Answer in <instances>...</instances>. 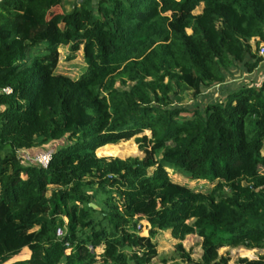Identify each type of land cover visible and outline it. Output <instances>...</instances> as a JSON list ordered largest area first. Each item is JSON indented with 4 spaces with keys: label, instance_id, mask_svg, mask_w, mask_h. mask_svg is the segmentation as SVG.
<instances>
[{
    "label": "trees",
    "instance_id": "obj_1",
    "mask_svg": "<svg viewBox=\"0 0 264 264\" xmlns=\"http://www.w3.org/2000/svg\"><path fill=\"white\" fill-rule=\"evenodd\" d=\"M262 44L264 0H0V264H149L158 243L179 264L264 250V77L177 103L230 67L252 73ZM61 48L80 53L77 78L59 72ZM132 137L143 157L96 155ZM26 151L49 153L47 168Z\"/></svg>",
    "mask_w": 264,
    "mask_h": 264
},
{
    "label": "rangeland",
    "instance_id": "obj_2",
    "mask_svg": "<svg viewBox=\"0 0 264 264\" xmlns=\"http://www.w3.org/2000/svg\"><path fill=\"white\" fill-rule=\"evenodd\" d=\"M71 1L72 0H70V2ZM64 9L65 10L70 9L68 3L64 4ZM61 10H62L61 7H55L53 9L55 13H60ZM252 44H254V42H252ZM60 52L62 57L60 59V64L58 67L59 72L67 74L72 78H77L82 72L84 66L83 65L84 63L80 58V53H76L74 59L67 61L65 60L66 48H61ZM227 74H226L227 81L224 83V85L222 86L216 85L215 87L212 86L209 89L208 88L205 89L202 95H200L197 100L195 99L193 100V98L190 96L188 97L183 96L182 97L183 99L180 102L178 101L177 103L188 104L189 108L192 109V104L195 101L203 102L205 100H212L213 98L217 97L220 94V90L222 89V87H226L228 85L240 84V83L253 84L260 81L264 77V58H263V62L261 63V66L255 69L252 73H245L244 71L240 70L238 67L237 68L230 67L229 72ZM188 93L190 94V91H188ZM181 116H189V114L184 113ZM144 134H146L147 136L150 135L149 131H145ZM52 145L53 144L50 143L49 145H47V148ZM110 145H112V147L98 148L96 150V155L98 157H118L121 159H125L128 157H139V158L143 157V153L138 150L137 144L134 142L133 137L130 138L129 140L120 141L116 144H108L107 146ZM21 154L24 155L23 156L24 159H26L28 156L30 157L32 156L31 153L28 151H26L25 153L22 152ZM29 159L30 158L28 157V160ZM167 172L172 181L180 184H184L192 190L206 192L212 186L209 182L206 181L190 180L186 174L180 173L179 171L173 170L171 168H167ZM142 233H144V231ZM200 242H201V238L196 235H188L185 237V239L182 242L183 247L191 253V257L195 260H198L202 253L200 248ZM157 250H158V255L152 258L149 264H179L180 263V260L178 258L167 259L165 262L161 260L165 256L167 257L171 256V254L174 251V245L162 247V245L158 243ZM263 251L264 250H260V249L249 250L244 247H236V248L224 247V248H220L218 250V253L221 255L227 253L230 256L229 264H234V262L238 258H248V259L256 258V256L262 253Z\"/></svg>",
    "mask_w": 264,
    "mask_h": 264
},
{
    "label": "built area",
    "instance_id": "obj_3",
    "mask_svg": "<svg viewBox=\"0 0 264 264\" xmlns=\"http://www.w3.org/2000/svg\"><path fill=\"white\" fill-rule=\"evenodd\" d=\"M260 54L262 56H264V45L261 46L260 48ZM6 93H10L11 90L10 89H5L4 90ZM25 153V152H24ZM28 156V155H27ZM32 162L36 163L37 165H39L42 168H47L49 161L51 159V155L47 152H38L33 156H28ZM27 157V158H28ZM139 229V227H137ZM63 234V230L62 228L58 227L56 229V235L57 236H61Z\"/></svg>",
    "mask_w": 264,
    "mask_h": 264
},
{
    "label": "water",
    "instance_id": "obj_4",
    "mask_svg": "<svg viewBox=\"0 0 264 264\" xmlns=\"http://www.w3.org/2000/svg\"><path fill=\"white\" fill-rule=\"evenodd\" d=\"M81 0H78V2H80ZM89 206H91L92 208H94V209H97L98 207L95 205V204H93V203H89Z\"/></svg>",
    "mask_w": 264,
    "mask_h": 264
}]
</instances>
